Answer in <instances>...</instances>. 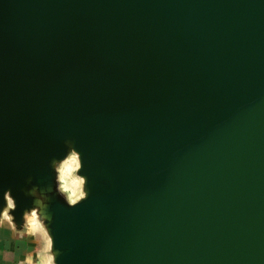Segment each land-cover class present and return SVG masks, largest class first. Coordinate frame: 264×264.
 <instances>
[{
  "label": "water",
  "instance_id": "1",
  "mask_svg": "<svg viewBox=\"0 0 264 264\" xmlns=\"http://www.w3.org/2000/svg\"><path fill=\"white\" fill-rule=\"evenodd\" d=\"M69 141L75 207L51 166ZM32 187L57 264H264V0H0L19 237Z\"/></svg>",
  "mask_w": 264,
  "mask_h": 264
},
{
  "label": "clouds",
  "instance_id": "2",
  "mask_svg": "<svg viewBox=\"0 0 264 264\" xmlns=\"http://www.w3.org/2000/svg\"><path fill=\"white\" fill-rule=\"evenodd\" d=\"M67 143L68 151L66 155L59 160L54 159L51 162V166L55 172L56 194L63 198L69 207H75L88 197V192L86 191L87 178L80 174L83 167L81 154L72 146V142L69 141ZM50 191L51 188L41 191L37 187H32L28 191V195L34 198V206L30 210L24 211V222L21 225L24 231L19 233L21 236L25 233L32 236L37 234L42 236L44 248L42 253L39 254V264H57L56 254L53 252L54 240L46 226L45 218H42L41 215L42 211L46 212V202ZM3 199L6 206L0 212V226L7 223L15 232L17 227L12 213L15 211L17 204L11 194V189L4 191ZM46 218L50 220V217ZM23 264H33L32 257H27Z\"/></svg>",
  "mask_w": 264,
  "mask_h": 264
},
{
  "label": "crops",
  "instance_id": "3",
  "mask_svg": "<svg viewBox=\"0 0 264 264\" xmlns=\"http://www.w3.org/2000/svg\"><path fill=\"white\" fill-rule=\"evenodd\" d=\"M25 242L23 237H19L13 233L11 227L4 223L0 226V243H7L9 248H4L0 250V264H21L26 261V259H20V243Z\"/></svg>",
  "mask_w": 264,
  "mask_h": 264
},
{
  "label": "rangeland",
  "instance_id": "4",
  "mask_svg": "<svg viewBox=\"0 0 264 264\" xmlns=\"http://www.w3.org/2000/svg\"><path fill=\"white\" fill-rule=\"evenodd\" d=\"M25 242L20 243V252L19 254L20 259L19 261L22 260L23 258L26 259L27 257L31 256L33 259V264L39 263V254L42 253L43 248H44V241L43 238L40 234H37L35 236L32 235H25L23 237ZM4 248H9V245L7 243H0V250Z\"/></svg>",
  "mask_w": 264,
  "mask_h": 264
}]
</instances>
